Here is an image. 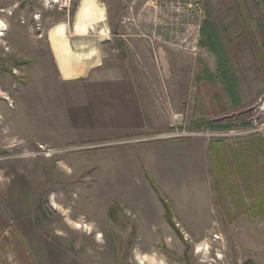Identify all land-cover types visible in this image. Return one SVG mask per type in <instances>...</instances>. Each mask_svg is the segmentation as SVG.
Returning <instances> with one entry per match:
<instances>
[{
  "label": "rangeland",
  "instance_id": "1",
  "mask_svg": "<svg viewBox=\"0 0 264 264\" xmlns=\"http://www.w3.org/2000/svg\"><path fill=\"white\" fill-rule=\"evenodd\" d=\"M43 2L0 0V216L36 263L264 264V0ZM208 11L223 61L202 46ZM105 43L106 58L128 56L151 82L171 126L101 138L114 130L87 124L70 99L83 83L58 68L84 75ZM193 139L210 142L213 174L172 145Z\"/></svg>",
  "mask_w": 264,
  "mask_h": 264
},
{
  "label": "crops",
  "instance_id": "2",
  "mask_svg": "<svg viewBox=\"0 0 264 264\" xmlns=\"http://www.w3.org/2000/svg\"><path fill=\"white\" fill-rule=\"evenodd\" d=\"M104 21L106 22L107 19ZM116 37L123 39L120 43H126L125 38H132L133 41L140 36L117 35ZM106 40L112 41L110 38ZM106 45L105 43L96 46L99 61L91 64L82 76L66 79L57 66L64 83L71 85L76 80H81L83 83L80 92L72 88L70 99L75 103V107L84 108L87 124H90L94 131L107 130L110 133L114 130L115 133L101 138L122 136L118 132L121 129L125 131L124 134L138 135L171 126L173 120L171 112H162L158 107L154 91L151 90V82L146 80L144 74L137 71L128 56L120 58L115 55L114 52L118 53L120 47L117 46L113 50V58H106L108 56L103 55L104 51L101 49ZM180 114H183L182 111ZM172 145L181 147L187 157L194 155L196 161L193 157L190 158L194 159L192 162L199 167L206 169L207 163L210 164L213 174L212 156L209 153L210 142L193 139ZM226 151L223 152V147L220 149L217 156L219 163L228 159L227 157L225 159L226 154L230 157ZM0 264H37L29 244L19 236L16 228L7 224L6 218L2 216H0Z\"/></svg>",
  "mask_w": 264,
  "mask_h": 264
},
{
  "label": "trees",
  "instance_id": "3",
  "mask_svg": "<svg viewBox=\"0 0 264 264\" xmlns=\"http://www.w3.org/2000/svg\"><path fill=\"white\" fill-rule=\"evenodd\" d=\"M209 19L204 22V25L202 27V46L207 47L210 51H212L214 54H216L222 61L226 54V45L224 41L222 40V37L220 36V29L217 26V24L211 22V13H209ZM22 64V63H20ZM222 75L224 77V84L226 87V90L229 93V96L232 98L233 103L235 106L240 105V100L238 98V93L236 91L237 88V79L233 74H230V71L225 68L224 63H222ZM204 74H209L207 70H205ZM203 73L198 76V80L205 79V75ZM212 77L209 76V81H211ZM233 123H230L227 127H232ZM264 206V201L263 204ZM165 211H166V219L169 222L170 225H172L174 228H176V224L173 221V218L170 214V209L165 204ZM111 217L113 218L112 210L110 212Z\"/></svg>",
  "mask_w": 264,
  "mask_h": 264
},
{
  "label": "built area",
  "instance_id": "4",
  "mask_svg": "<svg viewBox=\"0 0 264 264\" xmlns=\"http://www.w3.org/2000/svg\"><path fill=\"white\" fill-rule=\"evenodd\" d=\"M72 1L73 0H44L43 5L45 6H56L61 10H67L70 11L71 6H72ZM262 105L260 106V110H261V114L264 115V100L261 102ZM250 133L249 130H242L239 131L238 133H236V131H230L228 133H209V131L207 132H200V133H195V132H176V133H168V134H164L162 137L164 138H173V137H181V136H189V135H193V136H208V137H226V136H230V135H235V134H247ZM149 140V139H148Z\"/></svg>",
  "mask_w": 264,
  "mask_h": 264
},
{
  "label": "bare ground",
  "instance_id": "5",
  "mask_svg": "<svg viewBox=\"0 0 264 264\" xmlns=\"http://www.w3.org/2000/svg\"><path fill=\"white\" fill-rule=\"evenodd\" d=\"M68 75V74H67ZM221 258V257H220Z\"/></svg>",
  "mask_w": 264,
  "mask_h": 264
}]
</instances>
